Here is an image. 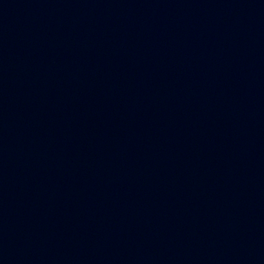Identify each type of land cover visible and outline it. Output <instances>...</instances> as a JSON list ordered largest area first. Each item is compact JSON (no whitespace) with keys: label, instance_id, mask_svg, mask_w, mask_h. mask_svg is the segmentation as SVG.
<instances>
[{"label":"water","instance_id":"1","mask_svg":"<svg viewBox=\"0 0 264 264\" xmlns=\"http://www.w3.org/2000/svg\"><path fill=\"white\" fill-rule=\"evenodd\" d=\"M0 264H264V0H0Z\"/></svg>","mask_w":264,"mask_h":264}]
</instances>
